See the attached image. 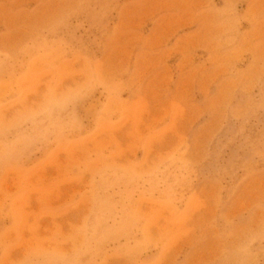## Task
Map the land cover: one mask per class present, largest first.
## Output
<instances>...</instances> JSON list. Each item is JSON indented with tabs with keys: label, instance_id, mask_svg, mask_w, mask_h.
<instances>
[{
	"label": "rangeland",
	"instance_id": "374dc122",
	"mask_svg": "<svg viewBox=\"0 0 264 264\" xmlns=\"http://www.w3.org/2000/svg\"><path fill=\"white\" fill-rule=\"evenodd\" d=\"M0 264H264V0H0Z\"/></svg>",
	"mask_w": 264,
	"mask_h": 264
}]
</instances>
